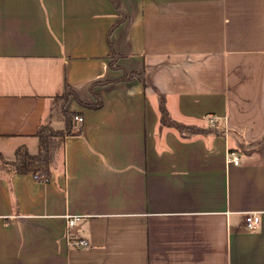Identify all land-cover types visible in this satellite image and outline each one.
<instances>
[{
    "label": "crops",
    "instance_id": "1",
    "mask_svg": "<svg viewBox=\"0 0 264 264\" xmlns=\"http://www.w3.org/2000/svg\"><path fill=\"white\" fill-rule=\"evenodd\" d=\"M113 1L0 0L3 159L37 152L67 84L102 100L69 98L83 133L49 182L0 171V264H264V0ZM159 94L174 120L224 134L160 130Z\"/></svg>",
    "mask_w": 264,
    "mask_h": 264
},
{
    "label": "trees",
    "instance_id": "2",
    "mask_svg": "<svg viewBox=\"0 0 264 264\" xmlns=\"http://www.w3.org/2000/svg\"><path fill=\"white\" fill-rule=\"evenodd\" d=\"M113 5L117 7L115 2L111 0ZM111 33L107 35V43L110 49V66L114 70L120 69L117 65L119 55L115 52L111 42ZM138 79L145 85L144 73L127 72L123 80ZM108 83V82H103ZM73 97L77 103L89 109H98L102 107V100L95 95L93 104H85L81 102L70 85L65 86V91L61 96L52 97L50 100V109L47 117L39 126L35 137L38 140V150L36 153H30L25 146H20L15 151L13 160L3 159L0 154V171L8 175L32 173L36 180L47 183L51 179L52 171L57 160L63 153L64 142L67 137L78 136L83 133V124L77 121L81 117L79 113H73L66 109L69 98ZM160 122L159 128L165 127L175 129L183 139H189L195 136L222 135L223 131L217 130L215 127L204 128L198 125H187L174 120L167 108L166 98L164 95H158ZM55 122H61L62 126L56 128ZM264 143V140L253 145L258 147Z\"/></svg>",
    "mask_w": 264,
    "mask_h": 264
},
{
    "label": "built area",
    "instance_id": "3",
    "mask_svg": "<svg viewBox=\"0 0 264 264\" xmlns=\"http://www.w3.org/2000/svg\"><path fill=\"white\" fill-rule=\"evenodd\" d=\"M77 121L79 122H83V118L82 117H78ZM228 162L232 163L234 165H238L240 163V158L235 154V153H230L229 157H228ZM78 218H70L68 220V228L71 229L73 227H75L76 222H77ZM261 223V218L258 214L253 213V214H247L245 216V224H246V228L247 230H255L259 227ZM72 234L69 233V236H71ZM76 244L78 246L81 247H86L89 245V243L86 240H77Z\"/></svg>",
    "mask_w": 264,
    "mask_h": 264
}]
</instances>
